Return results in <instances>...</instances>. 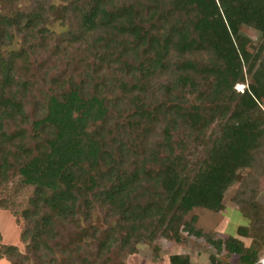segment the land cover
<instances>
[{
  "label": "trees",
  "instance_id": "1",
  "mask_svg": "<svg viewBox=\"0 0 264 264\" xmlns=\"http://www.w3.org/2000/svg\"><path fill=\"white\" fill-rule=\"evenodd\" d=\"M21 55L32 75L14 67ZM263 105L264 0H0V208L32 249L92 197L115 222L111 264L182 232L256 264L253 245L215 242L187 218L224 211L238 182L233 203L257 209ZM3 257L27 262L0 244Z\"/></svg>",
  "mask_w": 264,
  "mask_h": 264
},
{
  "label": "rangeland",
  "instance_id": "2",
  "mask_svg": "<svg viewBox=\"0 0 264 264\" xmlns=\"http://www.w3.org/2000/svg\"><path fill=\"white\" fill-rule=\"evenodd\" d=\"M28 5L27 2L19 4L22 10ZM243 35L254 43L258 39V33L245 29ZM25 55V54H24ZM14 67L25 75H32L35 69L27 66L25 56L16 58ZM248 84V81H247ZM247 85H236L235 91L243 93ZM264 108V105H263ZM213 131H218L219 127L214 126ZM204 155V149L200 148L192 157ZM248 171L239 174L242 179ZM0 178V191H1ZM239 182L235 184L227 193L225 200V210L214 213L205 209H195L189 216L199 217L197 227L205 234L211 236L213 241H228L236 239L241 247L259 250V255L264 253V179L260 181V196L258 198L257 209L249 207L240 208L233 203V196L239 187ZM89 208L84 214L74 215L73 218L58 219L53 216V225L59 238L55 242L46 243L42 247H27L21 241V224L9 211L0 208V233L2 235L1 245L13 246L19 249L24 255L26 264H111L108 262L110 256L107 248L109 239L115 222L108 217L109 206L98 198H89ZM182 242H169L164 238H159L154 246L140 244L138 251L134 255L123 253L120 260L127 264H156L166 262L170 256L180 254L193 257V264H211L210 257H215V264H234L235 257L223 252H218L216 248L205 239H197L181 233ZM45 256V259L42 257ZM0 264H11L7 258H0ZM21 264V263H19Z\"/></svg>",
  "mask_w": 264,
  "mask_h": 264
},
{
  "label": "built area",
  "instance_id": "3",
  "mask_svg": "<svg viewBox=\"0 0 264 264\" xmlns=\"http://www.w3.org/2000/svg\"><path fill=\"white\" fill-rule=\"evenodd\" d=\"M256 264H264V253L259 255V258Z\"/></svg>",
  "mask_w": 264,
  "mask_h": 264
},
{
  "label": "crops",
  "instance_id": "4",
  "mask_svg": "<svg viewBox=\"0 0 264 264\" xmlns=\"http://www.w3.org/2000/svg\"><path fill=\"white\" fill-rule=\"evenodd\" d=\"M176 255H180V254H176ZM193 260H194V259H193V257H192V261H193ZM164 263H166V262H157L156 264H164ZM196 263H197V264H200L198 260H196ZM192 264H193V263H192Z\"/></svg>",
  "mask_w": 264,
  "mask_h": 264
}]
</instances>
